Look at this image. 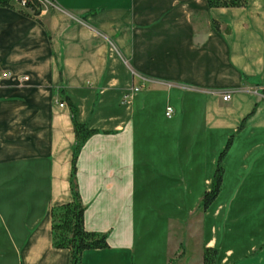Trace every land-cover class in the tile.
I'll use <instances>...</instances> for the list:
<instances>
[{"label":"crops","instance_id":"crops-1","mask_svg":"<svg viewBox=\"0 0 264 264\" xmlns=\"http://www.w3.org/2000/svg\"><path fill=\"white\" fill-rule=\"evenodd\" d=\"M52 1L38 18L0 6V264L70 262L50 214L72 199L68 99L96 131L77 160L85 227L109 242L81 264H170L180 246L173 264L206 246L264 264V0Z\"/></svg>","mask_w":264,"mask_h":264},{"label":"trees","instance_id":"trees-1","mask_svg":"<svg viewBox=\"0 0 264 264\" xmlns=\"http://www.w3.org/2000/svg\"><path fill=\"white\" fill-rule=\"evenodd\" d=\"M207 4L211 8H240L247 7L249 0H207ZM16 5L20 7V11L24 15L34 18H38L43 9L42 3L38 0H28L27 5L24 7L15 0H0V6L15 8ZM214 23L215 27L220 29L219 22L214 21ZM68 104L72 114L76 138V143L73 148L70 177L72 199L51 208V233L52 244L55 248L68 249L70 251L69 264H81L84 251L108 248L109 242L106 233L89 231L86 229L84 222L86 207L81 199L76 181L79 152L86 140L96 131L91 129L87 123H82L77 120V108L70 99H68ZM243 125L244 121L238 130H240ZM233 137L234 136H231L229 138L225 148L219 154L211 188L205 191L201 199L200 207L204 210L211 206L221 192L224 175L223 160L232 146ZM180 247V253L177 254L175 258L171 259L170 264H173L175 259L183 255V247ZM218 253L219 250L217 248L206 246L203 250V264H215Z\"/></svg>","mask_w":264,"mask_h":264},{"label":"built area","instance_id":"built-area-1","mask_svg":"<svg viewBox=\"0 0 264 264\" xmlns=\"http://www.w3.org/2000/svg\"><path fill=\"white\" fill-rule=\"evenodd\" d=\"M15 1L19 2L23 7L27 5V2H28V0H15ZM38 1L42 3L43 9H46L54 4L52 0H38ZM26 78L27 77H24L23 79H26ZM134 88L138 89L139 87H134ZM229 98H230L229 94L223 96L224 100H227ZM62 104L63 103H61V105ZM173 110H174L173 107L168 106L166 109V115L169 117L173 113Z\"/></svg>","mask_w":264,"mask_h":264}]
</instances>
